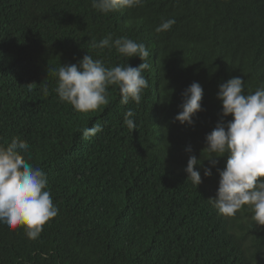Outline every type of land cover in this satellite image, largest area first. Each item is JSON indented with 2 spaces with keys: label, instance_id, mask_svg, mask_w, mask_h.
Wrapping results in <instances>:
<instances>
[{
  "label": "trees",
  "instance_id": "obj_1",
  "mask_svg": "<svg viewBox=\"0 0 264 264\" xmlns=\"http://www.w3.org/2000/svg\"><path fill=\"white\" fill-rule=\"evenodd\" d=\"M169 18L171 29L155 32ZM109 33L146 45L149 87L139 104L122 105L109 86L106 106L78 112L59 100L48 70L87 53L107 67L138 66L139 57L90 47ZM231 77L245 94L264 83V0H144L107 14L91 0H0V143L27 141L22 155L46 173L59 210L36 240L0 224V264H264V225L250 206L228 217L209 200L227 155L211 166L201 150L217 122L232 119L216 96ZM192 82L202 110L181 124L174 117ZM95 123L103 131L85 139L80 129ZM190 155L201 159L197 187L184 171Z\"/></svg>",
  "mask_w": 264,
  "mask_h": 264
},
{
  "label": "clouds",
  "instance_id": "obj_2",
  "mask_svg": "<svg viewBox=\"0 0 264 264\" xmlns=\"http://www.w3.org/2000/svg\"><path fill=\"white\" fill-rule=\"evenodd\" d=\"M144 0H91L92 7L102 13L124 8L142 6ZM174 18L163 20L154 30L168 31L175 24ZM93 49L114 48L126 57H139L138 66L116 65L107 67L101 59H94L88 53L78 63L59 65L48 70L57 78L54 91L61 102H67L78 112H90L109 103V86H117L120 103L129 101L139 104L142 93L149 87L142 74L150 69L147 62L150 52L144 43H138L125 36L113 39L111 33L98 42L90 44ZM44 96L48 95L47 83L43 86ZM180 111L174 120L181 124L194 123L193 116L202 110L203 88L199 82H192L181 93ZM222 102L221 115L231 114L232 119L217 122L206 134L205 147L201 150L211 166L217 164V157L227 155L225 167L218 169L219 180L215 196L209 198L222 215L232 217L248 205L256 224L264 225V83L253 93H244V81L231 77L218 86L216 93ZM132 109L124 113V124L129 130L136 128ZM104 125L95 123L80 129L87 139L102 132ZM29 149L27 141L13 137L9 143H0V224L16 229L23 226L30 240L39 238L43 225L58 215L48 191L46 173L30 164L22 155ZM186 151L191 152L189 146ZM201 159L190 155L184 171L196 187L202 182L201 174L194 168ZM205 177L211 175V168L203 170Z\"/></svg>",
  "mask_w": 264,
  "mask_h": 264
}]
</instances>
